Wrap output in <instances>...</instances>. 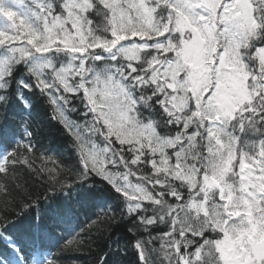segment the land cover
Returning a JSON list of instances; mask_svg holds the SVG:
<instances>
[{"label": "snow or ice", "instance_id": "snow-or-ice-1", "mask_svg": "<svg viewBox=\"0 0 264 264\" xmlns=\"http://www.w3.org/2000/svg\"><path fill=\"white\" fill-rule=\"evenodd\" d=\"M39 6L52 18L71 7L65 0H51L50 6L44 0ZM82 7L92 25L99 18L107 26L105 43L95 60L111 61L120 77L116 80L112 67L106 65L95 73L96 82H103V91L128 98L127 106L117 103L121 112L127 107L140 113L136 134L141 141L147 139L149 147L133 152L131 165L147 167L149 172L155 169L157 179L167 171L164 187L173 184L179 189V195L164 192L170 204L195 199L206 201L208 207L198 222L169 223L156 232L155 221L142 209L123 211L121 220H131L128 230L133 238L121 243L112 240L111 234L98 264H124L128 244L136 250L139 264H152V253L160 254L161 264H264V248L257 247L264 237V0H87ZM14 11L0 15L7 19ZM117 15L125 24L118 42L121 32L114 33L111 23ZM21 63L5 58L0 68V176L9 171L47 172L53 183L70 193L69 204L57 200L47 211L63 216L70 209L91 210L86 226L91 232L94 225L111 220L115 209L109 204L97 210L95 193L83 187L90 170L80 162L73 173L64 161L41 154L33 139L42 135L41 126L28 119L35 111L28 97L38 89L48 95L59 116L52 119L79 139L78 122L64 106L74 94L87 103L86 84L76 93L60 89L59 95L32 77L17 78L13 84ZM229 69L240 78V89L232 91L234 99L226 102L221 85L227 83ZM145 112L161 119L146 117ZM21 129L23 136L17 140ZM110 130L102 127L100 131ZM127 147L131 150L132 145ZM182 168L195 175L196 183L180 188ZM212 180L217 183L212 185ZM77 185L80 190L72 195ZM0 188L5 196L9 194L6 186ZM177 212L180 208L173 215ZM25 215L0 227V264H28L27 256L39 252L29 250L20 235L8 232ZM40 218L37 213L35 219ZM140 232L146 235H137ZM86 236L82 229L64 243L71 246Z\"/></svg>", "mask_w": 264, "mask_h": 264}, {"label": "trees", "instance_id": "trees-1", "mask_svg": "<svg viewBox=\"0 0 264 264\" xmlns=\"http://www.w3.org/2000/svg\"><path fill=\"white\" fill-rule=\"evenodd\" d=\"M9 1L10 0H0V4ZM41 1L44 3V0ZM65 3L67 5H70L71 7L66 8L63 15L57 13V16L55 18H52L51 16V18H46V21L42 20V22H44V24H47L48 31H53V33L57 34L58 36H62V38L68 37L66 39V42L63 41L62 43H68L70 46H72L73 44L76 47V50L74 49L75 52H78L80 50L78 49L80 46L78 43L82 38L76 35L78 30H75L74 28L79 29V26H84L83 31H86L88 39L87 41L83 39L85 43L87 42V44L83 45H85L88 49L85 51L84 47L80 46V48H82L81 50L84 52H82V54L80 53L75 55L76 59L72 58L70 55H67L65 52H61V55L56 58L54 57V53H52V55H48L47 53L42 56L41 64L39 65L38 63H35L34 66L32 64L30 65L29 63H32L37 58H29V52L24 54L23 59H19L14 54L15 56H13L12 63H14L16 60H21L23 61V63L17 66L13 81L17 78L31 79L32 77L45 89H50L51 81L55 78L54 83L56 87H54V90H51L52 93L59 95L60 89H64L66 93L70 89H73L74 93H76L80 91V85L82 83L78 80L79 77L76 76V74H71V72L69 75L75 77H71L70 81L65 78L63 71L60 72L59 69L64 70L67 68H63V65H60L61 62L71 63L73 61L75 62L78 69L81 68V70H84V65L85 68L92 67L96 71H100L106 65L111 67L110 61L107 59L102 62L93 60L95 59V56L101 51H91V47H95L101 45L102 43H105L104 38L106 36L107 30V26L105 25V23L99 18H97V23L95 25H92L90 21L86 20L85 11H80V9H84L82 5L86 4L87 0H65ZM50 4L51 0H48V6H50ZM77 4L81 7H76ZM43 13L45 14L44 10ZM48 15L49 14H47L46 16ZM111 23L112 28L113 26L118 30L125 28V24L122 22L119 15H117V17L113 19ZM16 24H19V22H16ZM34 30L37 33H42V31L38 32L37 29ZM21 43L23 44L22 47H29V44H27L26 41H21ZM46 56L51 57L48 60V57ZM91 56L94 58L90 59ZM1 58H4V56L1 55L0 59ZM122 62L123 61H120L118 63ZM60 79L69 84L72 82L73 84L71 86L65 87V85L59 84L58 80ZM82 99L84 98L80 95L74 94L68 96V104L64 106V109L67 112L69 111V109L71 110L70 112L76 110L79 114H81L82 112L79 109L80 106H82V104H80ZM28 101L35 106V111L33 112L32 116L28 118L31 119L34 124L38 123L41 126L42 135L39 138H34V140L37 142V145L39 146L38 148H43L45 153L48 154L47 156L64 161V163L67 164L68 168L74 170L75 172L77 162L80 161L79 159L72 157V155L70 154V149L72 146L66 144L65 140L66 135H69L68 131H66V129L56 121V119H52L53 116H56V118L59 119V116L54 111L53 105L49 109L48 95L40 94L39 90L37 89L34 90L28 97ZM149 113L150 114H146L147 117L150 116L153 119H161L158 114L151 112ZM73 121L78 122L79 120L73 118ZM78 125L83 128H89L88 123L81 124L80 122H78ZM126 152L127 151L125 149H120V156H126L129 154L131 157V154L133 152H128L127 154ZM148 154L150 155V152ZM142 155H144V153H142ZM130 157H126L128 163H126V168L122 169V172L124 171L129 174V176L136 177L135 180L131 181V187L134 188L131 190L132 192L133 190L135 191L137 203H140L136 208L142 209L143 214L148 219L155 221V228L153 229L154 232L162 231L169 225V223L181 226L186 222L188 224L198 222L199 218H195L194 220L188 219L186 210L189 205H192L195 199L186 200L184 205H180L179 201H177L175 204H170V197L167 199L165 198V191L179 195V189L173 187V184H169L168 188L164 187V184L167 183V181L164 179V177L168 175L167 171H165L166 175L164 174L160 177V179H157L159 173L155 169L149 172L147 167L137 168L136 165H131ZM72 159L73 163L70 162L72 161ZM39 163L40 161H37V166H39ZM134 168H137V170L133 171ZM118 170L119 169L108 171V175L106 176L109 182H107L108 185L100 182V180H98L95 176L97 192L99 191V189H102L101 191H103L106 196L114 197L117 199V202L114 201L115 203H113V209H115L113 218L111 220L105 221L102 224L94 225L91 232L86 231L85 233L87 234V236L82 242L78 240L76 244H74L70 248L68 247L64 251H56L58 264H98V257L102 255L106 250V244L111 243V241L109 240V236L111 234L112 240L119 239L121 243L129 242L132 240L133 234L128 230L131 224V220L125 219L122 221L121 215L122 212L126 211L127 209L136 208L132 205H124L122 203L124 199L122 198L121 194H117L113 189L114 187L115 190L118 191L116 189V187L119 186V183L117 182H119L120 171ZM183 171L184 169L182 168V174H184ZM31 172L28 175H21L20 172H16L14 174L12 171H9L6 175L0 177V185L6 186L9 193L7 196H5L3 189L0 188V222H9L12 224L13 221L20 220L18 212L21 211V208H23L27 203L28 204L26 208L28 209L32 206L42 203L41 197L47 196L50 200V204L53 206H55L57 200H62L65 204L70 203L68 199V196L70 194L69 192L60 190L59 185L57 186V189H55L58 191L50 194L49 190L51 188H56V184H54L53 182H46L47 179L42 183L40 178L42 176L41 173L35 170L33 171V173ZM186 173V176H182L184 183L180 185V188H183L186 184H190L193 180L194 174H191L190 172ZM132 185L135 187H133ZM86 187L88 188L89 185H86ZM79 190L80 187L73 188L71 190V194H75ZM153 193H155L156 195H153ZM35 200H37V202L39 203L29 205L31 201L33 202ZM177 208H180V212H177L176 215H173V212H176ZM30 209L34 212L32 208ZM44 211L42 212V218L43 214L45 213ZM33 212H31V214H33ZM23 221L27 222V218H24V220L20 221L18 225H15L13 229L10 230V232L22 236L27 225ZM27 230L29 231V229ZM137 235L145 236L146 234L140 232L137 233ZM150 255L152 264H161L160 259H158V256L160 254L152 253ZM123 262L124 264H139L137 260L136 250L131 247L130 244L127 245V255L123 257Z\"/></svg>", "mask_w": 264, "mask_h": 264}, {"label": "rangeland", "instance_id": "rangeland-1", "mask_svg": "<svg viewBox=\"0 0 264 264\" xmlns=\"http://www.w3.org/2000/svg\"><path fill=\"white\" fill-rule=\"evenodd\" d=\"M41 3H43L41 0H20V3H17V0H10L9 2H5L2 4L4 7V10L1 11L2 13L7 14L9 10L11 9H14L15 11L12 15H8L7 19H5V15H0V20L2 21V23L6 24L5 27L0 26V46H2L0 47V56L2 54H9L10 56H8L7 59H10V57H12L11 56L12 51H11V48L9 47L8 40L10 37L15 38L11 29L17 32L16 26L19 28L20 33H21L18 35V39L24 40V38H26L28 43H30L31 45L37 46V49L38 50L40 49L39 51L40 57L44 54H47L48 51L54 52V57H56V55L58 54L61 55V52H65L67 55H72V51L74 52L76 50V47L73 44L72 46H70L68 43H65V44L62 43L63 41L66 42V39L68 37L62 38V36H58L57 34L53 33V31H48L47 24H44L42 20L46 21V18L47 19L51 18V15L49 14L48 16H46L43 13L44 8L39 6ZM76 7H81V6L77 4ZM16 22H19V24H16ZM34 29H37L38 32L42 31V33L41 32L37 33ZM74 29L78 30L76 35L82 38L79 40L78 44L80 46H83L84 50L86 51L88 48H86V46L83 44H87V42L85 43L83 39L87 41L88 36H87L86 31L85 30L83 31L84 26L82 27L79 26V29H76V28ZM112 30L114 33L121 32V30L116 29L114 26ZM4 31H5V34L3 35ZM120 38H123L122 32H121V35L117 38L116 42H118ZM80 46L78 49L81 50L82 48H80ZM95 50L101 51L100 45L91 47V51L96 52ZM79 52H84V51L81 50ZM23 58L24 57L19 56V59H23ZM93 58L94 57L91 56L90 59H93ZM49 59L50 57H48V60ZM4 60L5 58L0 59V68H2ZM61 63L63 65H66V68H67V69L62 70L65 78H67L70 81L71 77H75V76L69 75L71 72V74L73 75L76 74V76L80 78L79 79L77 77L78 80L82 83L81 85L86 84L85 95L90 97V100L88 101L90 110L88 109V107H85V108L88 109L90 112H92V115H91L92 119L89 121L91 122V121L96 120V122H98L97 131L91 132L90 140H92L94 143L98 145L97 148H99L100 146V149H102V151H107L109 149L108 145L98 144L93 138L94 134H96L98 131L100 132L99 136H101L99 125L100 127L104 125L105 126L109 125L108 127H105V128H110L111 130L105 132V135H104V137H106L105 140L108 143L115 141V143L118 146H120L121 141H123V145L124 144L129 145V144L136 143V146L139 149L140 148L147 149L149 147L147 139H144L143 141H141V137L136 134L137 131L139 130V126L136 122L134 115L132 114L135 112V111L132 112V110H135V109L134 108L129 109L125 107L124 112H121L116 107L117 103H119L120 105L127 106L128 105L127 97L123 95H120L119 97H117L114 95V93L111 90L103 91L105 89V85L103 84V82H100L98 84L95 80V73L98 72V70L96 71L92 67L85 68V65H84V70H81V68L78 69L75 62L73 61L71 63H65V62H61ZM38 64L40 65L41 62H39ZM110 64L113 70L114 78L116 80H119L120 77L115 74V67L112 65L111 61H110ZM230 73H231V69H229V71L225 73V79L227 83L225 84L224 82H222V85H221L225 89V94L222 96V99H224L226 102L234 99L231 92L237 91L240 88V84H239L240 78L236 75H231ZM72 84L73 83L71 82L70 85ZM134 136L135 137L137 136L139 141L132 142L134 139ZM123 145L121 144V146ZM85 146L86 145L82 143L81 148L83 152H86L87 147ZM91 151L92 150H87V154H89ZM98 152L100 153V151ZM101 155L104 156L103 153ZM101 155L98 156L96 153H92L90 156L86 157V160L88 161L92 169V172H94V175L95 173H103L104 170L106 171V174L108 175V171L105 168L107 164L104 161V157L100 158ZM78 158L80 162L83 161V165H84L85 162L83 159L81 161L80 155ZM109 158L115 159L112 153L109 154ZM119 164L122 167V169L123 167H125L123 160ZM157 167L159 168L161 166L158 165ZM33 171L31 173H33ZM183 172H184L183 175H185L186 172L185 171ZM164 174L166 175V172ZM41 175L42 176L40 178H41L42 183L46 179H47L46 182L47 181L49 183L53 182L49 178V174L47 172L41 173ZM194 183H196L195 175L190 184H194ZM119 184L125 185V186H128L129 184L131 186L130 182L126 181L125 179L120 180ZM56 186H59V184H56ZM249 217L251 218V212H249ZM253 231H255V226H253ZM257 247L264 248V237H262V239L259 242H257Z\"/></svg>", "mask_w": 264, "mask_h": 264}, {"label": "bare ground", "instance_id": "bare-ground-1", "mask_svg": "<svg viewBox=\"0 0 264 264\" xmlns=\"http://www.w3.org/2000/svg\"><path fill=\"white\" fill-rule=\"evenodd\" d=\"M3 10H4V7H0V12ZM80 11H85V10L80 9ZM5 25L6 24L2 23V21L0 20V26L5 27ZM4 34H5V31L3 32V35ZM10 39L12 40V53L21 51L22 50L21 44L17 43L14 40V37H10ZM20 41H26L27 42V40L25 38H24V40H20ZM9 46H10V44H9ZM30 48L34 51V56L38 57L39 53H38L37 47L35 45H31ZM2 52H3V50H2ZM2 55H4V54H2ZM28 55L32 56L31 54H28ZM29 64L30 65L32 64L34 66V62L29 63ZM83 103H85L84 99H83ZM85 104L89 106V102H87ZM51 106L52 105L49 104V106H48L49 109L51 108ZM80 110L82 112L81 114H79L78 111H76V110H73V112H70L71 119L73 120V118H75V119H78L79 120L78 122H80L81 124H87L89 122V120L92 119L91 115L86 114L90 111L88 109L82 107V106H80ZM64 111H66V110L64 109ZM78 127H79V125H78ZM80 130H81V128L79 127V131ZM68 134L69 135H66L65 140H66V144H68L69 146L70 145L72 146L70 149V154L72 155V157L78 158L79 157V155H78L79 149L76 148L74 146V144L77 147H82V145H81L80 141L76 138L75 135H73L69 131H68ZM41 149L43 150V148H41ZM47 155L48 154H45V156H47ZM70 162L73 163V159ZM80 163H82V165H83V162H80ZM77 167H80V166L77 165ZM111 168H112V166H110V169ZM75 171H76V169H75ZM73 173H74V170H73ZM127 176H128V174L126 172H124V171L122 172V170H120L119 182H120V180H124ZM88 183L90 184L88 188H90L95 193V195L97 197V210H100L104 207H107L109 204H111L112 208L114 207L113 203L117 202L116 198L106 196L105 193H103V191H101L102 189H99V191L97 192L96 181L94 178H89ZM77 187L79 188L80 186L77 185ZM84 188H87V187H84ZM55 189H57V186H56V188H51L49 190V193L52 194L54 192H57L58 190H55ZM59 189L62 191L66 190V189H62L61 186L59 187ZM72 195H75V194H72ZM41 202L42 203H40L38 205L30 207L34 210V212L30 208L29 209L26 208L28 203L23 208H21L20 212H18L19 218L21 215H25V214H26L25 218H27V222L23 221L25 224H27L25 227L23 235H29V237H30V234H29L30 232H32V234H36V233H39L41 230L46 229L47 230L46 240H45V236L40 238V242H44L43 246H45L46 244L52 243L57 251L58 250L64 251L68 247L70 248L74 244H76V243H74L71 246L68 244H65L64 242L67 239H69L70 237H73L76 233H79L80 230L82 231V229L84 232L88 231L86 226H87V222L89 221V217L92 215L91 210L70 209L65 215L60 216V215L51 214L50 212L47 211L50 207H55V206L50 204V200L47 196L41 197ZM35 203H39V202H37V200H35L33 202L31 201L29 203V205H33ZM44 210H46V211H44ZM43 211L45 213L43 214V218H42V212ZM31 212H33V214H31ZM37 213H40V216H41V218L39 220L35 219ZM187 217H188V219L194 220L197 217V213L191 214V212H188ZM6 224H11V223L0 222V227H2L3 225H6ZM43 224H44V227H43ZM184 224H188V223H183L181 226H183ZM68 228H71V230L66 231V229H68ZM11 229H13V228H9L8 231H10ZM27 229H29V231ZM77 242H78V240H77ZM27 260H28V264H36V262L33 259V255L27 256Z\"/></svg>", "mask_w": 264, "mask_h": 264}]
</instances>
